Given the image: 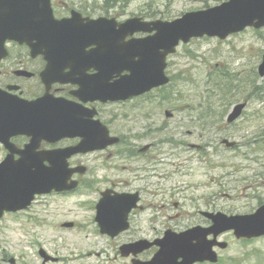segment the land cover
I'll list each match as a JSON object with an SVG mask.
<instances>
[{"label": "rangeland", "instance_id": "rangeland-1", "mask_svg": "<svg viewBox=\"0 0 264 264\" xmlns=\"http://www.w3.org/2000/svg\"><path fill=\"white\" fill-rule=\"evenodd\" d=\"M72 1L87 12L98 10L103 4V0H94V4L89 0ZM128 1V7L125 9L126 14L137 16L148 14L147 18L149 16L167 17L166 19L171 20L185 12L216 5L224 0ZM62 2L65 0H60V4ZM59 9H61L60 6ZM9 49L11 57L6 62L7 68L16 58L28 55L26 47L12 45ZM263 54L264 29L261 31L249 29V31L234 35L227 40L217 38L193 40L180 48L178 53L171 58L172 66L169 71L170 75L175 76L173 82H176L172 87L164 90L158 89L152 94L136 97L126 102L114 103L109 106L103 105L101 114L104 118L117 120L116 124L120 132L127 136L130 135V132L142 133L146 131V128L150 126L148 117H155L156 120L153 124L159 127L153 128L151 133L140 135L136 142L139 146H144L153 141L156 144V152L158 148L164 150L170 146L168 143L160 144L165 139L177 143L184 140L179 137L181 133L172 129L178 126L177 120H169L165 116V110L172 111L175 104L180 103L179 99L215 98L213 84L218 81H211V79L219 78L218 73H222L227 67L228 69L235 68L236 72L232 73L234 79L240 77V73H242L243 81L256 82L258 77L254 70L256 68L257 71ZM1 71L9 72V70ZM9 79L8 75L0 76L1 82ZM234 84L240 85L238 81H235ZM257 84L258 88L264 89L262 78L259 77ZM242 88L243 90L250 89L245 84L242 85ZM167 93L171 94L170 99H163ZM254 111H259L261 115L256 118L245 116L237 123L239 126L231 131V135L233 140H240L242 143L252 140L256 142L255 144L242 146L240 151L229 150L217 145L219 150L215 151V155H212V162L208 166L200 164L196 159L193 161L185 159L196 157L197 155L193 153L186 154L176 151L180 166H171V162L165 161L162 165L164 170L162 173L155 172L154 167L156 166L152 167L155 173L163 175V179L152 188V192L159 193L162 188V194L156 198H160L165 203L159 200L156 205L151 202L154 201L151 199L152 197L146 196L147 204L145 205L152 204L154 207L146 208L142 213L140 210L136 213L140 218L139 223L144 229L142 235L152 234L155 230H152L151 226L180 227L193 223L197 208H205L204 201L206 199L213 207L215 206L216 210L228 214L255 210L260 201L259 194L264 202V97L263 101L250 103L248 115ZM170 125L175 126L170 127ZM131 126L133 128H130ZM173 132L177 136H172ZM129 140H131L130 137ZM188 141L196 140L188 135ZM122 149L123 145L121 144L108 152L116 153ZM178 149L182 150L181 147ZM3 152L0 149V161L5 156ZM108 152L90 156L103 155L91 164L94 168L93 172L96 176L98 175V178H101L99 181L103 180L97 186L103 188L106 181L111 179H114L115 182L120 180L131 182L132 177L128 172L131 167L128 168V164L124 165L120 162L117 164L118 166L113 165L112 162L117 159L111 158ZM84 159L85 157H81L79 161ZM142 175H148V173H137L135 178ZM226 175L227 177L224 178ZM78 177L80 178V176ZM135 181L136 187H142L143 182L138 179ZM207 183L209 185H206ZM98 197V190L93 188L89 194L91 202L96 201ZM192 197L193 199H191ZM79 200L81 198L62 200L57 195H51L47 201L42 199L29 211L37 218V222L29 220L26 213L20 217L5 215L0 222L5 224L0 230L2 241L0 258L3 257L2 252L5 250L13 255L11 257L25 256L33 264H40L36 249L26 246V240L30 242L31 239H36L50 255L62 257V261L55 264H131V260L122 257L118 251L123 243L134 238L132 236L134 232L130 235L127 232L116 239L89 233L87 226L93 227L94 213L87 211L86 208H81L77 204ZM46 202H49L50 206H47ZM46 206L47 208L44 210ZM149 217L153 219V224ZM74 219L86 228L67 230L61 227L62 223ZM223 238L231 245L222 253V264H264V239L244 243L237 240L232 233ZM38 249L40 248L38 247ZM89 251L92 252L91 256L88 255ZM98 252H101V255H98ZM115 256L117 259L112 261L111 259H115ZM0 264H4L1 259Z\"/></svg>", "mask_w": 264, "mask_h": 264}, {"label": "water", "instance_id": "water-1", "mask_svg": "<svg viewBox=\"0 0 264 264\" xmlns=\"http://www.w3.org/2000/svg\"><path fill=\"white\" fill-rule=\"evenodd\" d=\"M257 20V23L254 21ZM184 24H189L191 29L187 30L185 33L181 31V28ZM248 24H254L256 26H261L264 24V0H231L229 3H226L222 7H219L215 10L200 13L198 16L194 17L191 20L182 22L178 25L170 26V30L175 31L172 38V44H175L178 38L182 37L185 40L191 35H198L204 32H208L211 35H219L220 37H225L231 32L241 30ZM132 51H141L143 52V58L145 62L147 59L150 60L152 57L149 56L151 52L153 42L150 40L135 41L131 44ZM163 57L165 54H162ZM153 57H156L153 56ZM141 62L136 65L139 66V69L144 67V63ZM123 68H128L124 66ZM122 68V69H123ZM261 73L264 74V64L261 66ZM151 87V84L148 82L139 85V86H130L127 89L128 95L139 94ZM10 161H5L0 165V182L3 180H14L16 186L13 187V190H6L5 187L0 183V212L4 208L10 207L9 205L14 204L18 201L16 195L13 197H6L3 194L20 193L28 186H33L38 189H43L48 183L50 177L47 170H30L29 168L34 165V161L27 159L26 161H18L16 166L11 170V172L5 175L6 163ZM39 174H34V173ZM58 172V171H57ZM6 190V191H5ZM217 227L216 233L234 228L236 230V235L238 237L243 235H250V232H254V235H259L264 233V216L259 215L257 217H232L227 218L224 215H217ZM186 248L192 251V254L189 257H186L183 262L178 263L175 261L178 254H183L187 256V249L182 247L169 248L164 245L162 250V257L159 258L156 262L151 264H191L196 259H202L199 256L202 246H199L197 253L193 252L194 248L188 245H185ZM208 250V249H207ZM205 253L213 254L210 251L203 250ZM215 261V260H214Z\"/></svg>", "mask_w": 264, "mask_h": 264}, {"label": "flooded vegetation", "instance_id": "flooded-vegetation-1", "mask_svg": "<svg viewBox=\"0 0 264 264\" xmlns=\"http://www.w3.org/2000/svg\"><path fill=\"white\" fill-rule=\"evenodd\" d=\"M54 7V13H55V16L56 17H59V18H62V17H65V15H67L66 12H68V14H71L72 12V9L69 8L67 9L65 5L61 6V9H57L55 5H53ZM66 13V14H65ZM81 15V14H80ZM43 56H38L34 59H29L23 66H25L26 68H29L32 72V76H35V74H39L40 70L43 68L44 66V61H43ZM31 77H19V80L22 81V82H30L31 81ZM37 78V77H35ZM44 89V86L43 84L41 83V80L40 79H36V82L32 83L31 85H20V93L25 95V96H38L39 92H41L42 90ZM77 89V87L73 84H59L54 86L53 88V91L60 94L59 96L61 97H67V98H73V93L74 91ZM90 106V105H88ZM91 106H93L94 108L97 109V111L99 110V106H100V103L96 102V103H93L91 104ZM199 110V109H198ZM99 113V111H98ZM204 114H198V112H196V114H194V117H193V120L195 122H198L200 119L207 123V124H210L211 122H213L215 120V117L216 115L214 116H210L209 118H204ZM198 124V123H197ZM199 126V125H198ZM208 130H205L203 129V133L207 136V140H205V144L206 146H200L201 148H206V147H210L211 145H213L214 143V140H213V137L216 132L214 129L211 128V126H208L207 127ZM225 130H226V127H225ZM18 147L20 148H23L25 147V145L29 142V139L26 138V137H16L15 138V141H14ZM78 141L77 140H73V143H65L63 144V146H68V145H75L77 144ZM54 145L52 144H49L47 142H43L41 144V148L42 149H50L52 148ZM152 148V146L150 147ZM149 148V149H150ZM117 155H119L117 153ZM87 161H89V159H87ZM86 180V179H85ZM85 180L83 181V187H87L88 189L90 187H92V184H86ZM110 183L112 184V189L114 191H117V192H125V193H129V192H139L140 195L142 194L143 195V191L141 189H133V188H130V184L128 181H125L122 182V181H118V182H114V179H112L110 181ZM90 192L93 191V189H89ZM112 195V194H111ZM141 195V196H142ZM138 208H143L142 205H140ZM137 208V209H138ZM18 214H24V212H20ZM197 218L200 220L199 223L197 225H202V226H205V227H208L211 225V220H209L204 214H202L201 211L198 212L197 214ZM130 222L132 225H134V227L136 228V223H137V217L135 214H131L130 215ZM138 225V224H137ZM4 227V224L0 223V230ZM152 230H155V237L150 239V240H156V238H160L166 231L167 227H164V228H159V227H151ZM137 231H140V230H143L140 228V230L138 228H136ZM155 247L154 245H152V247H150L149 249H147L145 252H146V257L148 258L152 253L153 251H155ZM42 251L43 249L41 248L40 251L38 252L39 254H41L42 256ZM60 259H51V260H42L41 264H51V263H56L58 262ZM2 262H5L6 264H33L29 259H25V256H20L19 258H3L2 259Z\"/></svg>", "mask_w": 264, "mask_h": 264}, {"label": "bare ground", "instance_id": "bare-ground-1", "mask_svg": "<svg viewBox=\"0 0 264 264\" xmlns=\"http://www.w3.org/2000/svg\"><path fill=\"white\" fill-rule=\"evenodd\" d=\"M103 1L108 7L119 6L121 3L126 4V2H128V0H103ZM235 81H238V80L237 79H231L229 81H226V83L224 84V86H227V88L225 90V94L227 96H229L233 93V91L230 87H236V85L234 84ZM239 83H240V85H239L240 89H238V91H242V92H244V94L248 93L249 91L256 92L261 96L262 89H260V88L252 87L249 91L247 88L243 90L242 85H244V84L249 85V81H247V82L243 81V82H239ZM214 91H215V98H205V101L207 103H211V104L205 108V112H204L205 117L204 118H209L210 116H214L215 114L217 116V114H218V113H216V105L218 104L219 92L216 89H214ZM199 127L202 129L208 130L207 126L204 124H201ZM223 137L228 139V140H233L231 133L228 135H224ZM218 138H219V136H217V135L213 136V140H218ZM233 141L237 142L235 151H240L242 146H251V145L256 143V142H253L252 140L248 141L247 143L246 142L242 143L240 140H233Z\"/></svg>", "mask_w": 264, "mask_h": 264}]
</instances>
